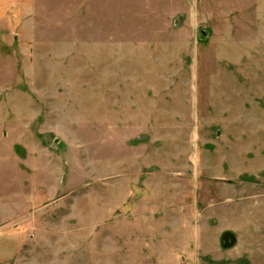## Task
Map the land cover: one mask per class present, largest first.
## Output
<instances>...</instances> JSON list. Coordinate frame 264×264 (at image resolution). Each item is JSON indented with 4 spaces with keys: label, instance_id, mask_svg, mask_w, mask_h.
<instances>
[{
    "label": "rangeland",
    "instance_id": "rangeland-1",
    "mask_svg": "<svg viewBox=\"0 0 264 264\" xmlns=\"http://www.w3.org/2000/svg\"><path fill=\"white\" fill-rule=\"evenodd\" d=\"M0 264H264V0H0Z\"/></svg>",
    "mask_w": 264,
    "mask_h": 264
},
{
    "label": "water",
    "instance_id": "water-1",
    "mask_svg": "<svg viewBox=\"0 0 264 264\" xmlns=\"http://www.w3.org/2000/svg\"><path fill=\"white\" fill-rule=\"evenodd\" d=\"M222 246L225 249H230L236 246L237 236L233 231H225L221 237Z\"/></svg>",
    "mask_w": 264,
    "mask_h": 264
}]
</instances>
